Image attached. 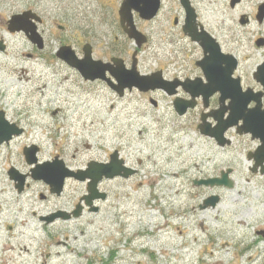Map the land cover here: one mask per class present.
<instances>
[{"label": "rangeland", "instance_id": "obj_1", "mask_svg": "<svg viewBox=\"0 0 264 264\" xmlns=\"http://www.w3.org/2000/svg\"><path fill=\"white\" fill-rule=\"evenodd\" d=\"M172 1L181 9L177 0ZM230 1L210 0L211 6L206 0H192L202 15L232 29L254 64L261 57L254 45L258 23L245 27L239 19L242 13L254 14L263 0H243L236 10ZM16 8L15 0H0V40L7 45L0 51V109L25 131L10 141V147L0 145V180L10 196L9 203L0 202V238L31 241L36 264H58L59 258L69 257L75 260L71 264H264V236L258 233L264 230V173L253 172L255 163L249 158L259 140L231 128L226 131L231 144L221 147L198 129L202 103L181 117L162 92L153 96L155 107L146 96L117 98L101 84H84L62 61L50 60V66L26 62L21 51L27 44L8 30ZM164 53H144L153 56L150 69L165 68ZM25 69L36 73L25 74ZM216 107L213 99L208 111ZM35 117L46 124L40 126ZM32 143L41 148L38 163L58 156L76 171L91 161H108L117 151L137 173L103 180L99 190L108 197L96 202L98 212L86 208L78 219L45 224L38 215L76 210L88 194V182L67 178L58 196L50 193L48 184L33 179L18 193L7 173L11 166L29 173L34 164L26 162L22 148ZM228 169L233 187L194 184L220 177ZM178 190L184 198H178ZM212 196L220 197L218 204L205 208ZM133 198H139L142 209L131 223L130 215L138 207ZM240 220L246 227L238 224ZM19 252L28 254L22 248ZM0 264L10 261L0 255Z\"/></svg>", "mask_w": 264, "mask_h": 264}, {"label": "flooded vegetation", "instance_id": "obj_2", "mask_svg": "<svg viewBox=\"0 0 264 264\" xmlns=\"http://www.w3.org/2000/svg\"><path fill=\"white\" fill-rule=\"evenodd\" d=\"M15 1L17 7L15 15L19 17L17 23L21 28L16 33L20 35L22 43L28 46L27 50L21 51V56L26 62L36 64L41 62L50 66V60L62 61L70 70L79 74L84 84H101L117 98H125L127 95L146 96L155 107L158 103L153 96L162 92L171 98L175 112L177 99L182 98L186 101L192 99L191 90H193L194 81L200 80L201 83H207L205 69L202 66L206 68L211 66L212 71L217 75L215 79L219 86L227 91V98L222 100L220 92H216L209 99V107L213 99L217 101V107L214 109L229 106L233 101L229 97L234 96L232 94L234 85L239 79L243 92H247L252 99L249 108H256L259 100L261 109L264 110V0L256 6L254 14L242 13L241 20L239 19V24L245 27L251 26L253 21L258 23L259 36L255 38L254 45L260 49L261 57L254 64H252L253 55L243 49L245 46L243 42L234 39L232 29L227 28L225 24L218 26L202 15L194 7L192 0L189 1L196 15L193 23L187 22L188 15L180 0H177L178 5L181 6L179 10L172 0H169V5L167 0H160V8L153 18L143 17L135 7L131 11L124 10L123 6L127 0ZM242 1L239 0L235 5L231 3L232 10H236ZM23 21L30 26V31L23 29ZM209 36L213 39L210 45L214 47V53L212 49L210 53L203 45L209 40ZM189 44H192L194 48H186ZM157 50L165 52L166 66L158 70L150 69V58L153 59V56H145L144 53L157 52ZM218 50L222 54L221 57ZM209 55L211 59L204 61ZM67 58L72 62L69 63ZM79 67L91 74L100 73L102 78L86 79L80 73ZM134 68L145 76L161 71L162 77L168 82V88L166 90L150 89L145 92L138 86L131 87L122 83L123 76H134V72H131ZM30 72L36 73L33 69L24 70L25 74ZM196 101L204 106L203 96ZM214 109L211 110L214 111ZM19 128L22 129V133L25 132L21 126ZM15 137L16 135L0 145L10 144ZM34 144L23 146L22 153L26 147ZM38 148L40 154L41 148L39 146ZM109 158L108 161H110ZM32 169L29 173H25L28 175L25 188L29 187L27 182L33 180L30 175ZM12 170L18 172L11 166L7 175L14 181L18 193H22L23 191L18 190L16 181L10 175ZM96 202L99 201L94 203ZM85 209L84 206L82 214ZM74 211L68 213L72 214ZM46 216L38 215L39 221L45 224L57 221L48 222L44 220ZM78 218L72 215L68 220ZM13 228L8 225L9 230H14Z\"/></svg>", "mask_w": 264, "mask_h": 264}, {"label": "water", "instance_id": "obj_3", "mask_svg": "<svg viewBox=\"0 0 264 264\" xmlns=\"http://www.w3.org/2000/svg\"><path fill=\"white\" fill-rule=\"evenodd\" d=\"M181 5L186 10L188 15L187 22L193 23L195 22L196 15L192 4H190L189 0H180ZM239 0H231L230 3L235 5ZM160 0H127L124 3V10L128 9L131 11L133 7H135L143 17L153 18L155 13L159 10ZM19 17L17 15L12 16L8 20V29L12 33H16V31L20 30V26L18 25ZM245 19L243 18L242 22L244 23ZM23 29L25 31H30V26L23 21ZM35 35H33V38ZM133 37L134 34H132ZM208 36V35H207ZM212 37L209 36V40H207L203 45L209 50L211 53H214V47L212 44ZM7 45L4 44L3 40H0V51L5 52ZM220 57L222 54L220 50H218ZM68 59V62L72 61ZM211 59V56H206L205 60ZM74 64V63H72ZM205 69V76L207 79V83H201L200 80L194 81L193 90L191 93L192 99L190 101H186L181 99L176 100V112L182 116L185 115L188 109H192L196 106V99L203 96L204 107H209V99L213 96L214 93L218 92L216 89V73L213 68L210 66ZM82 76L86 79H96L102 78L100 73L91 74L89 71L80 68ZM134 72V76H123L121 79L122 83L126 85H135L138 86L142 91L147 92L148 90H156L163 89L166 90L168 88V82L162 77L161 71L153 75H142L135 68L131 71ZM132 83V84H131ZM224 100L227 94V91L224 90ZM234 95L231 98L233 100L229 106L220 107L218 109H214V111L210 113H203L201 116V124L198 126V129L202 135H206L210 138L216 140V142L225 147L226 145H230V139L226 137V131L230 128L236 127L237 132L240 134L250 133L253 139H257L260 142L259 147L254 152H250L249 158L254 160V167L252 168L253 172H258V170L263 173L264 172V110L261 109V101L258 100L256 108H249V104L252 99L250 95H247V92H243L240 86V80L237 79V84L235 82L234 90L232 92ZM212 118L215 120L216 124H213L209 121ZM22 129L19 128L15 123H12L6 119L5 112L0 110V143L4 141H9L13 136L21 135ZM39 148L37 145H32L31 147H26L23 151L25 153L26 162L29 165H35V167L31 170V178L36 180H42L46 184L50 186V193L62 195V192L65 188V181L67 178H74L79 181H87L88 180V188L87 195L84 196L81 201H84L87 207H89L90 211L98 212L99 207L94 204L96 200H106L107 193L101 192L99 190V184L103 179L109 180L117 177L129 178L131 175L137 172L136 169L132 167H127L125 165L124 159L119 157V153L117 151L113 152L110 156V161L108 163L93 161L88 164L87 169L82 170L78 169L75 171L71 170L66 166V163L59 159V157L54 158L53 161H45L42 163H38V152ZM231 172L230 169L227 172L221 171L220 177L206 179V180H195V185H204L214 187L217 185L233 187V182L229 178L228 173ZM12 179L16 181L17 188L20 192H22L25 188V183L27 176L26 174H20L15 170H12L10 173ZM220 197L212 196L205 201L204 207L207 206L214 207L218 204ZM81 201L78 203L76 210L69 214L68 212L58 211L57 213L46 216L44 220L48 222H52L57 220V218H62L68 220L72 215L75 218L81 216L84 206L81 204ZM260 235L264 236V230L258 232Z\"/></svg>", "mask_w": 264, "mask_h": 264}, {"label": "bare ground", "instance_id": "obj_4", "mask_svg": "<svg viewBox=\"0 0 264 264\" xmlns=\"http://www.w3.org/2000/svg\"><path fill=\"white\" fill-rule=\"evenodd\" d=\"M206 3H207V5L210 4L211 6H213L212 3L210 2V0H206ZM217 87L219 89H216V90L218 92H220L222 97H224V95H225L224 91L219 86L218 82L216 81V88ZM11 92H13V91L11 90ZM198 106H199V103L197 102L196 106L192 109H195ZM122 118H125V117H122ZM34 120L40 126L46 124V121L42 118L35 117ZM5 145L10 147L11 142H10V144H5ZM0 149H1V147H0ZM11 181H13V180H11ZM167 184H170V182H168ZM179 192H180V190H178L176 192L178 198H184V195L179 193ZM138 200H139V198H133V201L138 204V207L134 211H132V214L130 215L131 216V218H130L131 223L135 222V216L137 214V211H140L142 209L141 203ZM2 201L9 203L10 202V196H9V193L7 192L5 184L2 182V180H0V202H2ZM9 208H13V206H9ZM8 215H10V213H8ZM153 217H154V215H153ZM126 218L127 217H125V216L123 217L124 220H127ZM138 219H140V218H138ZM216 219H218V218H216ZM241 222H243L242 225H244L246 227L247 224L242 220H240V222H238V224L240 225ZM230 227H231V224L229 225V228ZM222 230H224V229H222ZM36 238H38V236ZM18 241L19 240H16L15 242L14 241L10 242V241H6L5 239L3 240L0 238V252H1L0 255L3 258H7V260L10 261V264H12L11 262H13V261H16L17 264H36V263H38L36 258H34V256L36 257V255H33V249H32L33 243L31 241H29L28 239L26 241H21V242H18ZM21 248L23 250H25V252H28V254L26 253L27 254L26 256H22V253L19 252V249H21ZM219 256H220V253L217 252L215 257L217 258ZM12 258H14V259H12ZM71 262H75V260L73 258H70V257L69 258H59L58 264H71ZM217 262H218L217 264H220V261H217Z\"/></svg>", "mask_w": 264, "mask_h": 264}]
</instances>
